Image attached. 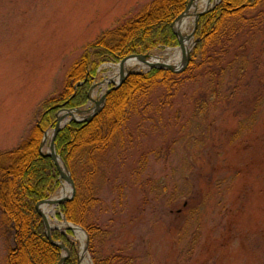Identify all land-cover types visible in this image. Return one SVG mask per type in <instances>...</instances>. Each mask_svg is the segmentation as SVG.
I'll list each match as a JSON object with an SVG mask.
<instances>
[{"label": "rangeland", "instance_id": "1", "mask_svg": "<svg viewBox=\"0 0 264 264\" xmlns=\"http://www.w3.org/2000/svg\"><path fill=\"white\" fill-rule=\"evenodd\" d=\"M151 1L0 0V155L27 142L40 104L63 93L67 73L84 48L105 32L134 19ZM245 18L241 22L243 30L249 24L253 30L249 34L242 31L225 54L218 49L221 62L236 60L231 74L238 68L246 70L247 75L241 76L238 84L252 82L247 93L239 91L236 102L242 101L235 110L224 107L193 116L195 100L205 88L208 92L212 88L208 78L196 70L193 79L178 87L169 101L161 88L137 100L104 151L76 152L68 171L75 195L82 201L91 198L87 221L96 228L94 250L98 261L258 264L264 253V1L247 11ZM194 22L195 18L187 26V35ZM190 41L189 60L197 41L195 32ZM178 48L180 44L148 54L167 63ZM120 62H105L98 67L81 108H59L54 126L44 131L45 143L44 135L41 138V154L49 153L57 114L73 110L87 117L96 108L91 93L97 104L105 96V106L106 93L113 85L102 89L98 84L112 76L113 67ZM150 70L133 68L127 71L131 72L127 77ZM229 72L221 81L224 90L235 81ZM258 96H262L258 122L248 121L244 137L231 142L239 116H248ZM71 122L61 125L62 129ZM5 165L6 161L0 160V166ZM226 172L232 175L230 179ZM210 176L213 182H222L220 189H208ZM59 180V188L48 198L58 195L64 182ZM58 207L51 223L66 220ZM57 231L66 234L67 230ZM67 240L75 247L77 264H94L88 251L89 237L81 259L84 235H67ZM13 246V230L3 221L0 208V264L7 263V253Z\"/></svg>", "mask_w": 264, "mask_h": 264}, {"label": "trees", "instance_id": "2", "mask_svg": "<svg viewBox=\"0 0 264 264\" xmlns=\"http://www.w3.org/2000/svg\"><path fill=\"white\" fill-rule=\"evenodd\" d=\"M263 1L222 0L214 9L200 16L195 31L197 41L182 73L152 69L144 75H129L119 86H110L105 106L90 122H71L57 133L55 151L68 170L71 171V161L80 149H88L89 154L106 149L126 123L137 100L146 99L155 89L161 88L166 102L169 101L178 87L193 79L196 70L200 71L202 77L208 78V85L212 88L209 92L205 88L195 100L193 116L203 112L206 115L210 110L220 111L224 107L227 111L235 110L242 101L236 102L239 91L241 94L247 93L252 82L238 84L240 77L247 75L246 70L238 68L231 74L236 60L233 58L228 63L221 62L218 49L225 54L228 49L233 48L235 37L242 31L249 34L253 30L254 26L251 24L243 30L241 22L246 21L247 11L254 10ZM187 3L188 0H152L146 10L134 19L105 32L101 39L87 45L67 73L63 93L40 104L38 120L27 142L0 155V160L6 161L5 166H0V208L3 221L13 230L14 241L13 248L7 253L6 264H57L60 260L61 251L47 240L37 210L38 203L54 194L60 186L56 166L48 156L40 153L41 138L47 128L54 126L59 108L78 109L85 104L89 83L102 63H115L131 55H145L155 49L177 46L179 42L171 25L185 10ZM226 72L235 81L224 90L221 81ZM81 82L84 83L76 87ZM261 105L262 96H258L248 116H239L238 130L233 134L231 142L233 138L239 140L244 137L248 121L258 122ZM226 173L230 179L232 175ZM221 185L222 182L215 183L212 176L208 177V189H220ZM90 203L91 198L82 201L76 194L58 208L68 222L83 227L87 232L88 251L93 263L109 264V260L98 261L95 257L96 228L87 221ZM61 214H57V217L62 216ZM66 234L73 236L74 233L67 230ZM66 234L53 230L51 238L53 241H61L68 248L69 254L63 264H77L75 247L67 240ZM258 264H264V253Z\"/></svg>", "mask_w": 264, "mask_h": 264}, {"label": "water", "instance_id": "3", "mask_svg": "<svg viewBox=\"0 0 264 264\" xmlns=\"http://www.w3.org/2000/svg\"><path fill=\"white\" fill-rule=\"evenodd\" d=\"M193 1L194 0H189L187 6L185 8V11L180 16H178L176 18V20L174 21L173 24H175L176 22H178L187 13V11L189 10V8L193 4ZM220 1H217L210 8L204 9L203 11L199 12L198 14H196V16H195V22H194V28H193L192 32L189 35H187V38L188 39H191L194 36V32H195L196 27H197L198 18L200 16H202L203 14L207 13L209 10L213 9L214 7H216L220 3ZM172 29H173L174 33L176 34V36L178 37L179 44H180V47H181L182 46V42L180 40V35L175 31L174 26H172ZM131 58L137 59L139 62L145 64L149 69L168 70L170 72H173V73H177L178 74V73H182L186 69V67L188 65V62H189V51L183 56V62H182V64L178 68H175L174 66H172V65H170L168 63H160V62L150 63L148 61V59H151L152 57L150 58V55L149 54H145V55H131V56H128V57L124 58L123 60H121L120 64L122 65L127 59H131ZM130 73L131 72L124 73L123 71H121V77H120V79L116 83H112V85L115 86V87L116 86H119L120 84H122L124 82V80L126 79L127 75L130 74ZM104 102H105V96L101 99V102L99 104L96 103V108L87 117L82 118V119H74L73 118V119H71V121H73L75 123H85V122L90 121L94 116L97 115V113L100 112V110L102 109V107L104 105ZM66 113H68L69 115H71L73 113V110H68V111H66ZM61 129H62V126L60 124V119H59V116L57 114V122H56V125H55V127H54V129L52 131L51 136H50L49 153H47V156L52 160V162L56 166V168L58 170V173H59L60 179H62L63 181H68V183L70 185V193H69V195L67 197H65V198H60V199H58V200H56L54 202V204H56L57 207L60 206V205H62L65 202L69 201L75 195V187H74V183H73V181L71 179L70 173H69L66 165L63 163L61 157L55 151V146H54L55 137H56L57 133ZM43 141L45 143V141H46V133H44V140ZM58 160L61 162V164L63 166V171L60 168V166L58 165V162H57ZM42 204H48V205L49 204H52L51 198L44 199V200L40 201L38 203L37 210H38V212H39V214H40V216L42 218V224H43V227H44V233H45V236H46L47 240L49 242H51L54 246H56L57 248H59L62 251V256H61V258H60V260H59V262L57 264H63L65 258L68 256L69 252H68L67 248L61 242H57V241H53L52 240V238H51V231L52 230H58L59 228H57V227L50 228L49 227L46 218L42 215V212L40 210V207H41ZM63 221L66 224L65 225L66 226L65 227V230H71L74 234L77 231L78 232H81V234H83L84 237H85V243L82 246V251H81L80 257H79V259H81L83 253H85L87 251L88 236H87L86 232L84 231V229H82L81 227L72 225V224L66 222V220H64V219H63Z\"/></svg>", "mask_w": 264, "mask_h": 264}, {"label": "bare ground", "instance_id": "4", "mask_svg": "<svg viewBox=\"0 0 264 264\" xmlns=\"http://www.w3.org/2000/svg\"><path fill=\"white\" fill-rule=\"evenodd\" d=\"M217 1H219V0H194L193 4L191 5V7L187 11V13L178 22H176L174 28H175V31L180 35V40L182 42V46L180 48L174 50V52L170 55L169 59L167 60V63L171 64L175 68H178L182 64L183 56L189 51L190 45L192 44L190 39L187 38V34H186L187 26L191 22L194 21L195 15L198 11L210 8ZM159 61H160V59L157 57H155V58L152 57L151 60H149L150 63H155V62H159ZM137 67L146 68L147 66L145 64L139 62L135 58L127 59L122 65L121 64L115 65L113 67L114 71H113L112 76H110L109 78H106L105 80L100 82L98 85L100 87H102V89H105L106 87H108L109 84L116 83L120 79L121 71L126 73L128 70L133 69V68H137ZM90 99L92 102H95V104H96V101L94 100L92 93L90 94ZM82 117H84V116H80L77 113H72L71 115H69L66 112H62L59 114V119H60L61 125L70 121L73 118L79 119ZM57 162L63 171V166H62L61 162L59 160ZM69 193H70V185H69L68 181H64L58 195L51 198L52 204H49V205L48 204H42L41 205L40 210L42 212V215L46 218L50 228L57 227V228L63 229L64 227H66L65 226L66 224L64 222L63 223H59V222L51 223L50 218L54 217L55 208L57 207V205L54 204V202L60 198L67 197L69 195ZM80 234H81V232H78V231L75 233V235H78V236H80Z\"/></svg>", "mask_w": 264, "mask_h": 264}]
</instances>
